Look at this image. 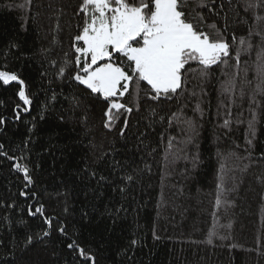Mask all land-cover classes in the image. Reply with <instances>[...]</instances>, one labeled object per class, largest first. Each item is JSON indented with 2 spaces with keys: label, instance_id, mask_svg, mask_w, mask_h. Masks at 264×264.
I'll use <instances>...</instances> for the list:
<instances>
[{
  "label": "trees",
  "instance_id": "obj_1",
  "mask_svg": "<svg viewBox=\"0 0 264 264\" xmlns=\"http://www.w3.org/2000/svg\"><path fill=\"white\" fill-rule=\"evenodd\" d=\"M80 2L0 0V66L7 65L8 71L18 73L33 94L32 110L16 120L14 109L17 105L23 107L18 98L19 86L0 85V118L6 120L0 125V144L8 156L29 157L35 184L26 190L34 189L38 194V200L30 197L28 201L19 195L25 190L22 174L15 171L13 161L0 155V264H81L76 252L67 248L71 239L95 255L96 264H264V117L258 125L255 146L248 151L246 123L234 124L231 132L219 127L225 118L223 109L217 113L221 99L218 81L224 79L220 73L235 69H213L208 94L201 102L205 109L202 119L194 111L199 97H185L179 103L164 101L157 106L145 103L141 91V108L129 119L125 142L118 135L119 124L111 132L104 128L105 103L69 79L63 83L58 79L57 69L73 56L72 37L82 22L76 15ZM221 3L223 11L217 7ZM213 7L216 14L206 8L197 9L203 12L206 23L196 21L212 39L220 38L209 28L212 23L230 44L232 33L237 40L247 37L249 26L256 23L253 12L245 9L244 0H232L231 5L227 0H215ZM237 46L233 44L234 51ZM248 59L242 56V61ZM234 63L229 60V65ZM68 71L72 72L71 66ZM249 77L254 79V73L249 72ZM195 83L192 81L189 88ZM52 90L56 93L54 102L49 101ZM185 101V115L201 125L198 149L188 146L190 154H199L196 168L190 160L168 163L172 157L167 141L170 136H176L177 141L182 138L179 127L166 130V124L157 123L150 128L149 119L144 118L149 105L160 114L170 115ZM124 102L133 105L131 96H126ZM46 103V118L40 120ZM243 107L242 119L246 120L247 99ZM237 111L233 109V120ZM33 123L36 128L30 131ZM110 150L120 162L115 171H111V161L106 165L94 162L97 155ZM85 164L109 175L112 184L99 188L94 182L82 180L76 173ZM136 167L143 171H134ZM126 172L136 176V181L121 193L120 177ZM221 182L228 190L227 210L215 206ZM65 200L68 214L64 212ZM38 203L45 205L47 215L67 225L68 237L56 231L54 222L50 237L35 239L46 225L39 216H29L27 210ZM121 207L126 211L122 210L113 224L105 214L106 208L114 211ZM84 212L88 213L86 219ZM228 223L231 229H218L229 236L227 240L206 243L214 226ZM26 234L34 237L27 248ZM134 239L139 241L135 246L131 243Z\"/></svg>",
  "mask_w": 264,
  "mask_h": 264
},
{
  "label": "snow or ice",
  "instance_id": "obj_2",
  "mask_svg": "<svg viewBox=\"0 0 264 264\" xmlns=\"http://www.w3.org/2000/svg\"><path fill=\"white\" fill-rule=\"evenodd\" d=\"M227 2L229 5L232 4V0ZM213 5L215 0H211V3L208 0H81L76 15L81 16L82 22L77 25L78 33L72 37L73 56L71 60L65 59L63 66L57 69L58 79L60 83L69 79L75 85L87 90L89 96L105 103L104 128L111 132L116 130L119 124L118 135L127 142L126 133L130 131L129 119L134 111L139 112L141 108V91L144 93L145 103L150 101L157 106L164 101L175 100L179 103L185 97H199L194 111L199 113L202 119L205 109L201 107V102L208 94L207 85L211 82L213 69L217 66L232 67L235 71L221 72L220 75L224 79L218 81L221 99L217 113L219 114L221 109L225 113L223 123L219 127L231 132L234 124L238 126L246 123L245 151H248L255 146L258 125L264 117V14H258L264 13V0H244L245 9L253 12L256 23L249 26L247 37H240L237 40L235 33H232L231 44L215 23L210 24L209 28L216 31L217 36L220 37L218 39H212L196 22L206 23L203 12L197 9L206 8L208 12L216 14V7ZM217 7L223 11L224 5L221 3ZM223 31H227L226 15ZM233 44L238 45L235 51ZM242 56L249 59L242 61ZM230 59L234 60L233 65H229ZM52 63L55 66V62ZM242 63L243 67H241ZM69 66L72 67L70 74ZM249 72L254 73V79L249 77ZM192 81L196 83L192 84L190 89L189 85ZM13 83L19 86L18 98L23 104V107L17 105L14 109L15 119L20 120L22 114L32 110L33 94L28 91L25 80L18 73L8 71L7 65L0 66V85L8 86ZM126 96L132 97V106L124 102ZM245 99L248 101L246 120L242 119ZM55 100L56 93L52 90L49 101ZM185 107H187L186 101L175 112L164 115L158 113L156 107L149 105L148 114L144 118L149 119L150 128L157 123L166 124V130L173 126L179 127L182 138L177 141L176 136H170L167 141V150H170L168 155L172 157L168 163L175 164L180 159L190 160L192 167L196 168L199 164V154L198 152L190 154L188 146L194 145L198 149L197 137L201 125L195 118L185 115ZM234 108L239 111L235 113L233 120ZM47 111L46 103L40 111V120L46 118ZM60 119L63 120V117ZM5 123L6 120L0 118V125ZM35 128L36 124L33 123L30 131H34ZM161 139H164L163 134ZM174 141L180 146L177 147ZM3 148L4 145L0 144V155L13 161L15 171L22 174L25 182V190H21L19 195L25 201L30 197L38 200V194L34 189L31 192L26 190L35 184L33 167H30L28 162L29 157L8 156ZM110 161L113 164L111 171L120 167V162L115 160L111 150L101 152L95 157L94 162L106 165ZM145 167H148L147 164ZM134 171L143 170L136 167ZM76 174L82 180L94 182L99 188H103L105 184H112L109 175L88 164L78 169ZM120 180L123 186L119 190L124 193L136 181V176L126 172ZM99 195H103V192ZM227 197L228 190L221 182L215 200L217 210L222 206L227 210L230 206ZM122 210L126 211L122 207L114 211L106 208L105 214L112 218V223L115 224ZM27 211L31 217L42 218L46 225L42 234L35 239L43 240L45 237H50L54 222L56 231L61 236L68 237L67 225L56 217L47 215L43 203H38L36 206L29 205ZM64 212L65 214L69 212L67 200H65ZM87 217L88 213L84 212L83 218ZM231 227V223L214 226L208 233L206 243L212 245L215 239L227 240L229 236L222 234L218 229H231ZM155 238L159 239L158 236ZM33 242V235L26 234L25 247L32 245ZM2 243L3 241H0V244ZM131 243L135 246L139 241L134 239ZM232 247L236 245L233 244ZM67 248L76 252L81 264H96L95 255L86 251L75 239H71Z\"/></svg>",
  "mask_w": 264,
  "mask_h": 264
}]
</instances>
